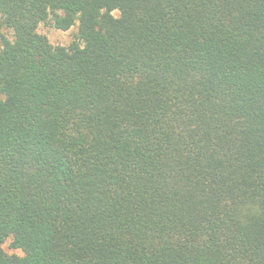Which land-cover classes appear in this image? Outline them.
<instances>
[{"label":"trees","instance_id":"16d2710c","mask_svg":"<svg viewBox=\"0 0 264 264\" xmlns=\"http://www.w3.org/2000/svg\"><path fill=\"white\" fill-rule=\"evenodd\" d=\"M0 96V264H264V0H0Z\"/></svg>","mask_w":264,"mask_h":264},{"label":"rangeland","instance_id":"374dc122","mask_svg":"<svg viewBox=\"0 0 264 264\" xmlns=\"http://www.w3.org/2000/svg\"><path fill=\"white\" fill-rule=\"evenodd\" d=\"M114 16H118V13H114ZM2 34H9L4 30H1ZM38 32L41 35H44L48 38L49 42L53 46H63L68 47L71 43L77 42V32L78 27L75 25L68 31H61L54 28L50 23L39 25ZM1 98V96H0ZM3 250L8 255H18L22 256V252L20 250L11 248V240H7L3 245Z\"/></svg>","mask_w":264,"mask_h":264}]
</instances>
